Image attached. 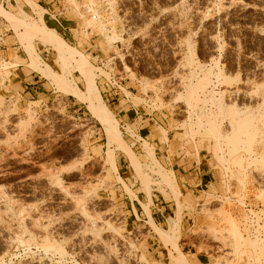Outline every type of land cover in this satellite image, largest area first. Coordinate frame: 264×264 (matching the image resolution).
<instances>
[{"label": "rangeland", "instance_id": "rangeland-1", "mask_svg": "<svg viewBox=\"0 0 264 264\" xmlns=\"http://www.w3.org/2000/svg\"><path fill=\"white\" fill-rule=\"evenodd\" d=\"M14 1L0 2V37L57 96L17 107L6 72L22 61L0 54V264H188L177 242L191 264H264V0H57L61 25L36 1ZM105 83L121 88L136 117L161 122L152 130L164 143L170 135L185 158L207 160L216 183L180 192L154 142L106 102L105 120L93 115ZM65 96L83 115L66 112ZM121 155L127 180L115 167ZM159 193L173 214L156 226L149 208ZM123 194L141 216L117 202Z\"/></svg>", "mask_w": 264, "mask_h": 264}, {"label": "crops", "instance_id": "crops-1", "mask_svg": "<svg viewBox=\"0 0 264 264\" xmlns=\"http://www.w3.org/2000/svg\"><path fill=\"white\" fill-rule=\"evenodd\" d=\"M33 2H37L41 7H45V10H50L53 13V19L56 21L58 25H61L58 19L60 16L54 14L55 8L57 7V0H31ZM1 5L6 9L7 4L11 7H16L14 0H0ZM48 13V11H47ZM66 27L63 28L65 35L67 36V40L73 42L74 45H79L80 39L76 38L75 34L72 33L73 30L68 25H73L71 23H63ZM6 36L0 37V54L4 61L13 62L19 59L22 61L20 64L11 67L6 72V82H5V91L9 95V98L18 97L19 100L17 102V107H25L27 104H31L34 102L40 101H53V99L57 96V91L53 87V85L46 79L42 78L38 73L30 70L26 66V56L23 54L24 52L20 49V47L16 46V42L14 40L6 42ZM41 59L44 61L45 54H39ZM121 87L126 89L127 92L131 93L130 89H133V85L131 82H127L126 79L120 81ZM99 93L103 102H106L108 106L112 109V111L116 114L118 119L122 122L129 123L132 127L133 131H135L142 140L148 139L150 142H154L155 144V157H159L164 166L167 168L163 169L166 172H172L173 177L175 179L176 184L178 185L180 192L186 191L188 194H193L199 191L200 188H207L208 186L214 185L216 183V175L213 172V167L207 162V160L202 159V161L197 162L196 160H188L184 155H181L179 151V147L177 144H172L171 136H167V143H164L158 135L157 131L153 132L152 128L160 122L159 120L154 118H143L136 117L138 115L137 111L129 104H126L127 98L122 92L119 86L111 87L106 83L102 86H99ZM56 94V95H55ZM65 110L66 112H70L75 116L83 115L85 111L84 104L78 102L71 96H65ZM124 102V103H123ZM108 108V107H107ZM109 109V108H108ZM111 111V110H110ZM111 111V112H112ZM138 120L141 121L140 124H137ZM139 121V122H140ZM158 121V122H157ZM161 123V122H160ZM158 127H161L159 124ZM158 129V128H155ZM170 143V144H169ZM115 167L118 175L127 180L130 173L129 170V162L127 161L124 155L115 157ZM126 176V177H125ZM124 195V196H123ZM118 195L117 202H119L123 209H127L126 212L129 213V216L135 218L136 215L141 216V209L139 207V202L136 199H130L127 195ZM140 195H137L139 199ZM182 196V195H181ZM141 197V196H140ZM172 201V202H171ZM151 204L153 205L152 211L149 213L152 221L156 226L167 223L170 216L173 214L170 213L171 207L173 206V200H166L163 194H153L151 196ZM171 202V203H170ZM145 218L147 217L144 214ZM148 220V218L146 219ZM147 222V221H146ZM152 253L157 252L158 248L156 247V242L150 244ZM178 249L181 254L186 258V262L191 264L186 256H190L187 253L185 256L181 251V246L183 247V243H178ZM168 248L169 252L172 255H176L173 249H169L170 246H165ZM159 249H163L160 247ZM156 254V253H154ZM157 257V256H156ZM172 264V263H171Z\"/></svg>", "mask_w": 264, "mask_h": 264}, {"label": "bare ground", "instance_id": "bare-ground-1", "mask_svg": "<svg viewBox=\"0 0 264 264\" xmlns=\"http://www.w3.org/2000/svg\"><path fill=\"white\" fill-rule=\"evenodd\" d=\"M41 26V25H40ZM27 28H29V29H31V31L32 32H37V31H39V32H42L43 33V35H46L45 33H44V31L45 30H48L44 25H42V29L41 28H39L38 26H35V24L34 25H32V26H29V27H27ZM49 31V30H48ZM50 33V32H49ZM115 35V34H114ZM111 38V37H110ZM116 39V38H115ZM113 40V39H112ZM60 50H59V54H60ZM86 91L88 92V96L90 97V96H92L91 94H95V86H93L92 84H88V86H87V88H86ZM96 101V102H95ZM100 103L101 104H103V101H102V98H101V96H100V94L96 91V94H95V100H94V102H92L91 104H90V109H91V113L93 114V115H98V116H100L101 117V120H105V115H104V113H101V108L99 107V105H100ZM114 169H115V167H114ZM121 180V179H120ZM248 211H249V208H248ZM225 214V213H224ZM228 220V219H227ZM232 225V224H231ZM236 229V228H235Z\"/></svg>", "mask_w": 264, "mask_h": 264}, {"label": "built area", "instance_id": "built-area-1", "mask_svg": "<svg viewBox=\"0 0 264 264\" xmlns=\"http://www.w3.org/2000/svg\"><path fill=\"white\" fill-rule=\"evenodd\" d=\"M111 86V85H110ZM111 87H113V86H111ZM243 203H244V209H245V211H248V208H249V204L247 203V201L246 200H244L243 201ZM247 216H248V219H250L249 221H250V224H249V231L251 232V233H255V230H256V222H255V217L251 214V213H247Z\"/></svg>", "mask_w": 264, "mask_h": 264}]
</instances>
